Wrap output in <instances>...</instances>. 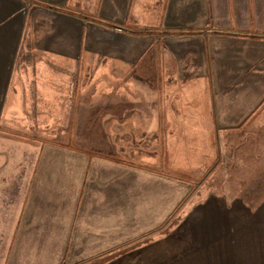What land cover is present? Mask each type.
I'll return each mask as SVG.
<instances>
[{"label": "crops", "instance_id": "crops-1", "mask_svg": "<svg viewBox=\"0 0 264 264\" xmlns=\"http://www.w3.org/2000/svg\"><path fill=\"white\" fill-rule=\"evenodd\" d=\"M261 127L264 0H0L2 264H101L107 250L162 241L170 177L210 171L217 131ZM15 142L37 151L12 156ZM58 199L69 215L30 233ZM74 211L78 232H57ZM247 220L215 264L246 245L244 230L264 236V215ZM17 221L10 239L2 226ZM176 256L201 264L200 249Z\"/></svg>", "mask_w": 264, "mask_h": 264}, {"label": "rangeland", "instance_id": "rangeland-1", "mask_svg": "<svg viewBox=\"0 0 264 264\" xmlns=\"http://www.w3.org/2000/svg\"><path fill=\"white\" fill-rule=\"evenodd\" d=\"M111 30L120 31L116 28ZM231 131L233 134L231 133L228 141L225 140L224 133L217 131L216 159L211 164L210 171L208 170L204 176L195 179L170 177V180L174 179L180 182L175 185L170 184V192L167 195L170 221L165 228L166 235L162 237V241H155L147 247L141 245L131 249L130 246L126 248L125 245L118 250H107L100 259L102 260L101 264H155L156 256L153 257L152 254L157 253V250L166 255V257H162L163 263L174 264L178 261L177 252L183 256L184 260H187L198 249H200L201 264H215L219 256V247L224 246L225 239L229 240L233 234V239L239 242L241 231L244 228V219H248L251 227L256 226L257 215H264V127L258 130L244 128V131ZM10 140L17 141V138L10 136ZM262 140L263 143H261ZM14 144L11 150L12 156L26 154L27 148H30L28 153L31 155L37 151L34 145H18L16 142ZM15 165L16 162H14ZM29 189V187L26 188L22 201L14 203L13 208L18 205L21 210L24 209L28 201ZM36 194L40 196V192ZM82 200L83 196L80 197L79 204ZM62 204L64 207H61ZM71 204L70 201L58 199L56 210L45 218V223L41 219L30 222L27 229L33 233L41 226L45 227L48 223L58 220L59 216L67 217L70 212L68 207ZM76 219L77 211H74L72 225L62 224V227L57 225V232L61 230L59 233L63 235L67 231H70V234L78 232L80 228H75L77 227L75 226ZM260 223L264 226V221L261 220ZM38 224L40 225L37 226ZM17 226L18 221L13 225L11 222L3 225L6 232L4 235L13 239ZM98 227L100 225L96 226L90 223V225L84 226V230L88 234H92L97 232ZM234 233L237 235L235 236ZM244 233L248 236L244 239L248 238L249 241L243 247L234 244L230 250L226 248V258H223V262L228 264H264V236L257 235L261 240L263 239L257 247L256 230L248 231V233L244 230ZM207 247H209L208 260L203 256L205 254L203 250ZM26 257L27 255H25ZM202 257L207 262H204ZM4 259L0 258V264ZM67 261L68 259L63 256L59 259L58 264H68ZM86 261L88 259L76 264H95ZM181 261L180 258L178 263L180 264ZM18 263L20 264L19 260Z\"/></svg>", "mask_w": 264, "mask_h": 264}]
</instances>
